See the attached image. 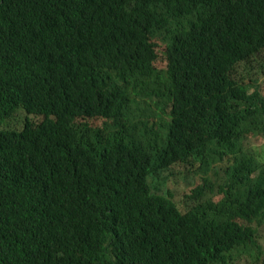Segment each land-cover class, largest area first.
<instances>
[{
	"label": "trees",
	"instance_id": "1",
	"mask_svg": "<svg viewBox=\"0 0 264 264\" xmlns=\"http://www.w3.org/2000/svg\"><path fill=\"white\" fill-rule=\"evenodd\" d=\"M261 83L264 0H0V264H264Z\"/></svg>",
	"mask_w": 264,
	"mask_h": 264
},
{
	"label": "rangeland",
	"instance_id": "2",
	"mask_svg": "<svg viewBox=\"0 0 264 264\" xmlns=\"http://www.w3.org/2000/svg\"><path fill=\"white\" fill-rule=\"evenodd\" d=\"M175 37V33L172 30L160 28L157 29L154 33V39L157 40L160 44L159 53L161 59H159V66L165 67L166 63H164L163 53L166 50L167 45L173 40ZM257 91L261 93V97L264 95V83H261L257 87ZM255 92V90H253ZM264 99V98H263ZM155 115V114H154ZM22 116L25 117L26 114L23 112ZM31 119H35L37 121H42V117L30 116ZM156 120H162L160 117L156 118ZM168 117L164 116V122H168ZM90 123L97 127H105L108 129H115L119 125L118 120H101V119H91ZM8 127L18 126L21 127L20 122H12L7 124ZM249 138L247 139V143L251 148L254 149L257 157L254 159L255 168H259L264 161V128H262L258 132L252 133L250 131L248 133ZM200 163V159H196L195 162L185 163L174 167L171 171L166 172L165 174L169 177V182H161L159 183V187L161 189L162 194L171 195L174 201L180 206L181 209L185 210L186 204L185 200L187 199V195H191L194 188L200 185L205 184V179L210 180V185L215 186V192L219 190L218 188V178L224 176L223 165L216 164L214 168L208 173L205 174L201 169H198L195 173V169ZM174 193V195H173ZM213 195L211 192V188H208V194ZM221 199V196H215L214 199L210 203H216ZM262 239L264 245V230L262 232Z\"/></svg>",
	"mask_w": 264,
	"mask_h": 264
},
{
	"label": "clouds",
	"instance_id": "3",
	"mask_svg": "<svg viewBox=\"0 0 264 264\" xmlns=\"http://www.w3.org/2000/svg\"><path fill=\"white\" fill-rule=\"evenodd\" d=\"M156 118H158L157 114L156 113H153L152 114V121H157ZM166 125H168V124H166ZM5 129H11V128H5Z\"/></svg>",
	"mask_w": 264,
	"mask_h": 264
}]
</instances>
